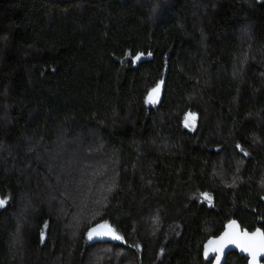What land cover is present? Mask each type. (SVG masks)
Here are the masks:
<instances>
[{
  "label": "trees",
  "instance_id": "obj_1",
  "mask_svg": "<svg viewBox=\"0 0 264 264\" xmlns=\"http://www.w3.org/2000/svg\"><path fill=\"white\" fill-rule=\"evenodd\" d=\"M0 200V264H211L228 221L264 230V0H0Z\"/></svg>",
  "mask_w": 264,
  "mask_h": 264
},
{
  "label": "snow or ice",
  "instance_id": "obj_2",
  "mask_svg": "<svg viewBox=\"0 0 264 264\" xmlns=\"http://www.w3.org/2000/svg\"><path fill=\"white\" fill-rule=\"evenodd\" d=\"M135 59L136 60L140 59V56L138 55ZM159 91H160V85H157V87L154 88L149 93V97H148L149 102L156 101V99L159 96ZM194 123H195V114L193 113L186 114L185 126L191 127L194 125ZM202 195L209 201L211 200V198L206 193ZM5 204H6L5 200H0V207H3ZM101 237H111L116 240L121 239V237L118 235L116 230L113 229L111 226L107 225L106 223L103 225H97L96 227L89 229L87 233L88 240H93L94 238H101ZM238 241H242L241 246L243 250L251 254L252 260L250 264H256L257 256L264 254V232H260L259 230H257V232L253 233L251 236H249L248 233H243L242 235L236 232L226 233L225 236L221 238V240L210 241L209 245H212V247L209 248V246H206L205 254L207 255L210 250L214 252H222L224 247L228 243H237ZM217 261H219V256H217Z\"/></svg>",
  "mask_w": 264,
  "mask_h": 264
},
{
  "label": "water",
  "instance_id": "obj_3",
  "mask_svg": "<svg viewBox=\"0 0 264 264\" xmlns=\"http://www.w3.org/2000/svg\"><path fill=\"white\" fill-rule=\"evenodd\" d=\"M233 222H234V225H233ZM105 223L107 225L111 226L109 223H107L105 221H98V222L91 224L88 227L87 233H88L89 229L94 228L97 225H103ZM257 230H259L260 232H264V230L261 227H256L253 229H248L246 227H242V225L240 224L239 221L232 219L224 225V227L221 229V231L218 234L211 235L204 240V242L202 244V253L206 258L212 259L211 264H224L226 254L231 250H235L240 255H244L246 257V263L245 264H250V262L252 260V256L249 252L243 250V248L241 246L242 241H238L237 243H228L224 247L222 252H214V251L210 250L208 252V254L206 255L205 249H206V246H209V248L212 247V245H209L210 241H219V240H221V238H223L225 236L226 233L236 232V233H240L241 235L243 233H248V235L251 236L253 233H256ZM112 240H116V239H113L111 237H101V238H94L93 240H90V241H112ZM217 256H219V261H217ZM263 258H264V254L258 255L256 258V264H263V261H262Z\"/></svg>",
  "mask_w": 264,
  "mask_h": 264
},
{
  "label": "rangeland",
  "instance_id": "obj_4",
  "mask_svg": "<svg viewBox=\"0 0 264 264\" xmlns=\"http://www.w3.org/2000/svg\"><path fill=\"white\" fill-rule=\"evenodd\" d=\"M140 56V57H142L143 56V54H137L136 56H135V58L137 57V56ZM158 85H160V84H158ZM157 87V85L154 87V88H156ZM154 88H152L150 91H149V93L154 89ZM149 93H148V96H147V102L149 103V100H148V97H149ZM189 113H193V114H195V121H196V113L195 112H191V111H187L186 113H185V116H184V121H183V124L185 125V117H186V114H189ZM195 124V123H194ZM194 126V125H193ZM193 126H191V127H193ZM186 127H188V126H186ZM191 127H188V128H191ZM82 195H84V193L82 194ZM92 201V200H91ZM99 202H101L100 200H98V199H96V202H95V204L97 203H99Z\"/></svg>",
  "mask_w": 264,
  "mask_h": 264
}]
</instances>
